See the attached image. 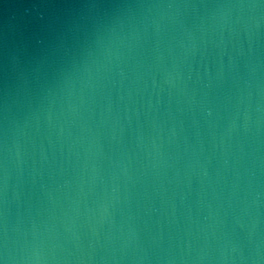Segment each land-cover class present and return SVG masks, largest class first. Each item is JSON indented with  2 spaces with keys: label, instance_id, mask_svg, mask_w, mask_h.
I'll list each match as a JSON object with an SVG mask.
<instances>
[{
  "label": "water",
  "instance_id": "obj_1",
  "mask_svg": "<svg viewBox=\"0 0 264 264\" xmlns=\"http://www.w3.org/2000/svg\"><path fill=\"white\" fill-rule=\"evenodd\" d=\"M5 254L264 264V0H0Z\"/></svg>",
  "mask_w": 264,
  "mask_h": 264
},
{
  "label": "clouds",
  "instance_id": "obj_2",
  "mask_svg": "<svg viewBox=\"0 0 264 264\" xmlns=\"http://www.w3.org/2000/svg\"><path fill=\"white\" fill-rule=\"evenodd\" d=\"M95 5H93L94 7ZM41 19H43V15L41 16ZM49 24H51V22H48ZM209 114H210V110H209ZM9 256L7 254H5L4 256L0 257V264H8V260H9Z\"/></svg>",
  "mask_w": 264,
  "mask_h": 264
}]
</instances>
